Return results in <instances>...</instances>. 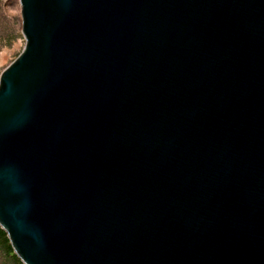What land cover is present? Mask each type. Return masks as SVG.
I'll list each match as a JSON object with an SVG mask.
<instances>
[{
    "label": "water",
    "instance_id": "95a60500",
    "mask_svg": "<svg viewBox=\"0 0 264 264\" xmlns=\"http://www.w3.org/2000/svg\"><path fill=\"white\" fill-rule=\"evenodd\" d=\"M0 73V230L22 264H264V0H19Z\"/></svg>",
    "mask_w": 264,
    "mask_h": 264
},
{
    "label": "rangeland",
    "instance_id": "374dc122",
    "mask_svg": "<svg viewBox=\"0 0 264 264\" xmlns=\"http://www.w3.org/2000/svg\"><path fill=\"white\" fill-rule=\"evenodd\" d=\"M19 0H0V73L24 47ZM0 264H22L10 249L6 235L0 240Z\"/></svg>",
    "mask_w": 264,
    "mask_h": 264
},
{
    "label": "trees",
    "instance_id": "16d2710c",
    "mask_svg": "<svg viewBox=\"0 0 264 264\" xmlns=\"http://www.w3.org/2000/svg\"><path fill=\"white\" fill-rule=\"evenodd\" d=\"M4 239V232L2 230H0V240ZM11 249V248H10Z\"/></svg>",
    "mask_w": 264,
    "mask_h": 264
}]
</instances>
